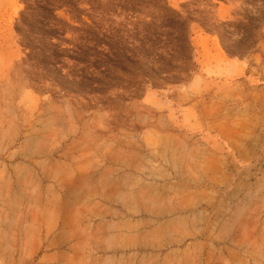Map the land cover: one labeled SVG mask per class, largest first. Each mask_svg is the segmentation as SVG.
<instances>
[{
    "label": "rangeland",
    "instance_id": "rangeland-1",
    "mask_svg": "<svg viewBox=\"0 0 264 264\" xmlns=\"http://www.w3.org/2000/svg\"><path fill=\"white\" fill-rule=\"evenodd\" d=\"M67 1L66 38L180 15L192 65L66 93L25 62L23 0H0V264H264V27L243 56L218 35L264 0Z\"/></svg>",
    "mask_w": 264,
    "mask_h": 264
},
{
    "label": "trees",
    "instance_id": "trees-1",
    "mask_svg": "<svg viewBox=\"0 0 264 264\" xmlns=\"http://www.w3.org/2000/svg\"><path fill=\"white\" fill-rule=\"evenodd\" d=\"M23 2L25 9L16 30L26 52L25 62L36 78L49 80L66 93L103 97L111 88L123 87L138 77L161 84L182 80L190 71L189 26L178 14L164 16L157 25L153 21L133 22L126 17L123 23L104 28L96 22L88 24L80 20L82 27L69 26L74 37L66 38L63 25L68 24L55 18L53 7L71 2ZM74 11L77 17L81 14L76 8ZM234 26V31L225 30L226 44H223L221 33L218 35L228 54L243 56L262 35L264 15ZM235 35L239 38L234 39Z\"/></svg>",
    "mask_w": 264,
    "mask_h": 264
}]
</instances>
